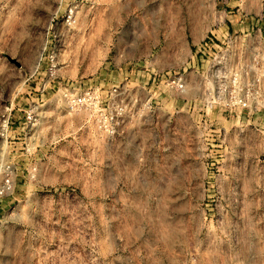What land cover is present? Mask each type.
<instances>
[{
	"label": "rangeland",
	"instance_id": "374dc122",
	"mask_svg": "<svg viewBox=\"0 0 264 264\" xmlns=\"http://www.w3.org/2000/svg\"><path fill=\"white\" fill-rule=\"evenodd\" d=\"M248 50L264 0H0V264H264Z\"/></svg>",
	"mask_w": 264,
	"mask_h": 264
},
{
	"label": "built area",
	"instance_id": "2783aa9c",
	"mask_svg": "<svg viewBox=\"0 0 264 264\" xmlns=\"http://www.w3.org/2000/svg\"><path fill=\"white\" fill-rule=\"evenodd\" d=\"M257 63V56L250 50L241 52L239 56L231 52L226 68V79L231 89L229 103L232 106L236 105L251 112L259 111L256 106L252 107V103H256L257 106L260 104L264 106V99L259 90L260 80L263 78L260 73L263 71L258 69L253 73ZM171 83L179 89L183 87L179 80H173Z\"/></svg>",
	"mask_w": 264,
	"mask_h": 264
}]
</instances>
